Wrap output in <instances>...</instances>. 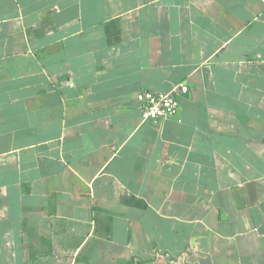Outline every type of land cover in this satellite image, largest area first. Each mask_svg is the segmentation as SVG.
Here are the masks:
<instances>
[{
  "label": "crops",
  "instance_id": "crops-1",
  "mask_svg": "<svg viewBox=\"0 0 264 264\" xmlns=\"http://www.w3.org/2000/svg\"><path fill=\"white\" fill-rule=\"evenodd\" d=\"M125 263L264 264V0H0V264Z\"/></svg>",
  "mask_w": 264,
  "mask_h": 264
},
{
  "label": "built area",
  "instance_id": "built-area-1",
  "mask_svg": "<svg viewBox=\"0 0 264 264\" xmlns=\"http://www.w3.org/2000/svg\"><path fill=\"white\" fill-rule=\"evenodd\" d=\"M187 91L188 86L182 83L173 86L168 91H139L136 95V100L139 103L141 120L155 121L159 118L175 116L179 109L178 95Z\"/></svg>",
  "mask_w": 264,
  "mask_h": 264
},
{
  "label": "trees",
  "instance_id": "trees-1",
  "mask_svg": "<svg viewBox=\"0 0 264 264\" xmlns=\"http://www.w3.org/2000/svg\"><path fill=\"white\" fill-rule=\"evenodd\" d=\"M125 264H128V263H125Z\"/></svg>",
  "mask_w": 264,
  "mask_h": 264
}]
</instances>
